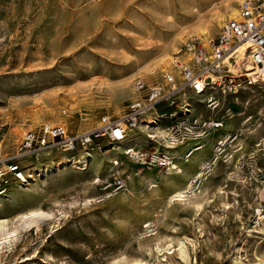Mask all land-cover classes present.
Returning a JSON list of instances; mask_svg holds the SVG:
<instances>
[{
    "label": "rangeland",
    "instance_id": "obj_1",
    "mask_svg": "<svg viewBox=\"0 0 264 264\" xmlns=\"http://www.w3.org/2000/svg\"><path fill=\"white\" fill-rule=\"evenodd\" d=\"M220 1L0 0V140L5 151L14 153L22 132L46 120L62 123L74 134L101 125L104 115L122 116L130 100L144 97L136 88L138 79L167 89L164 74L173 71L149 74L146 68L156 63L163 43L177 32L185 37L170 48V59L189 37L201 36L196 25L216 12ZM240 1L235 2L238 7ZM226 20L217 23L208 39ZM125 80H130L133 93L120 91L118 84ZM80 89L90 93L86 100ZM198 97L186 91L174 104L163 102L147 111L144 119L157 120L186 100L199 108L198 117L225 115V127L205 137L209 158L218 136L240 133L230 143V153L202 177L203 195L190 202L170 200L204 166L203 157L184 160L190 141L182 151V145L174 149V162L182 172L153 162V153L164 144L149 139L144 144L136 139L115 142L117 149L109 152L114 142L101 137L100 147L90 149L94 155L86 172L70 164L82 148L52 149L51 155L39 154L40 162L34 154L25 156L21 164L26 170L45 165L58 169L32 185L7 188L0 196V217L15 226L30 210L43 208L52 216L19 227L15 243L0 248V264H119L123 257H140L145 264H264V82L221 92L223 102L212 112ZM159 122L167 131L169 118L161 116ZM8 134L15 141L13 152L5 144ZM131 134L142 135L135 128L124 141ZM129 146L146 152V162L126 154ZM114 158L123 162L118 168L128 177L127 185L97 201L99 187L93 180L109 175ZM86 182L90 188L84 193ZM86 195L93 198L90 204L83 203ZM146 219L150 225L144 226ZM156 235L174 247L186 242L187 261L176 252H156Z\"/></svg>",
    "mask_w": 264,
    "mask_h": 264
},
{
    "label": "built area",
    "instance_id": "obj_2",
    "mask_svg": "<svg viewBox=\"0 0 264 264\" xmlns=\"http://www.w3.org/2000/svg\"><path fill=\"white\" fill-rule=\"evenodd\" d=\"M250 42L248 53L257 75L264 80V0H241L237 16L226 20L220 27L215 37L205 39L199 35H192L173 52L171 62L179 69V74L166 72L164 74L169 83L168 89L159 84L148 85L143 79L136 81V88L144 91L142 100H130L122 116L111 118L102 116V124L88 131L71 134L66 125L62 123L44 124L39 127L26 129L22 132L17 150L8 154L0 140V196L7 193L11 179L22 184L29 181L26 167L21 164L22 158L30 153L49 155L52 149L61 145L67 151L77 149H93L100 147L99 139L107 137L111 142L122 141L127 132L136 127L147 111L157 108L161 103L174 104L180 100V96L186 91L195 95H205L206 105L211 110L218 109L223 98L221 92L232 91L233 86L244 85L237 89H244L248 85H257L252 81L248 73L232 75L225 73L224 59L240 43ZM229 89V90H228ZM238 93V92H235ZM198 107L186 100L175 110L166 111L159 115L169 118L168 141L169 145L161 151H156L153 156L163 166L169 165L174 158L171 151L172 144L186 138L193 140L186 149L185 154L200 149L203 139L209 131H216L225 127V117L206 115L198 117ZM153 121L152 123H154ZM240 133H230L228 142L218 141L213 149L210 162L203 166L201 174L193 179L197 185L200 178L208 170L210 165L220 161L223 156L230 153L231 142L238 139ZM126 154H138L133 147H128ZM155 154V155H154ZM114 169L108 176L96 175L93 183L99 187V193L94 197L97 201H103L122 190L128 177L120 171L121 161L113 160Z\"/></svg>",
    "mask_w": 264,
    "mask_h": 264
},
{
    "label": "bare ground",
    "instance_id": "obj_3",
    "mask_svg": "<svg viewBox=\"0 0 264 264\" xmlns=\"http://www.w3.org/2000/svg\"><path fill=\"white\" fill-rule=\"evenodd\" d=\"M235 2H237V0H221L220 1V3H221L220 4V8L216 12H214L208 19L199 22L196 25V29L195 30H198L199 32H201V36L203 34V36H202L203 38L208 39V37H210L212 29H214L216 25L218 26V24H217L218 22H221V21H223L225 19H229L231 17L237 16L238 11H239V7L236 5ZM181 34H182V31L181 32L179 31V32L176 33V35L174 37L168 39L166 42L163 43V45L161 46V54L159 55V58L156 61V63L151 65L150 67L146 68V70H147V72L149 74H154V73L157 72V70L158 71H162V72H165L166 70H169V69L172 70L173 72L175 71L176 67L172 64L171 59L168 57V55H170V52H171L170 48L173 49V47H175L176 43L179 40H181V39H183L185 37V35H183V34L181 35ZM195 34L197 35L198 33H195ZM249 47H250V42L240 43V44L236 45L235 49L224 59V62H225V70H224V72L225 73L236 72V74L229 73V74H232V75H241L243 73H248L250 75V78L252 79V81L264 82V80L261 79V76L259 77V75L255 74L257 70L253 68L255 66L252 65V62L250 60L249 53H248V48ZM176 74L178 75L179 72L176 73ZM243 83L244 82H241L240 85L241 84L243 85ZM118 85H119L118 87H120V91H123V90L125 91V89H128V92L133 93V91H130V80H128V81L125 80L124 82H122L121 84H118ZM168 87H169V85L167 86V89H168ZM235 87H238V86L237 85L233 86L231 93L233 92V89ZM78 93H80L79 94L80 97L84 98L82 100H86L87 97L90 95V93L85 92V90H81V89L78 91ZM191 93H193V92H191ZM133 95H134L133 96L134 99H139V97H140L139 95H135V94H133ZM199 96L200 97H198V98H199L201 103L206 101V99H207L206 96H203V95H199ZM63 111H66V110L64 109ZM55 112H57L58 116H61L60 115V110L56 109ZM224 117H225V115H224ZM153 121H155V122L152 123ZM50 123H52V121H50V120H46L45 121V124H50ZM160 123L161 122H159L158 118H157V120L156 119L152 120V119H150L148 117L144 119V116H143V118L139 122V124L136 127L131 128L127 132V135H128L129 132H131L133 129L137 128L138 132L140 134H142V135L135 136L136 134H131L132 136H131L130 140L124 141L125 138H126L125 137L122 141L116 142V143L124 144L125 142L128 143L129 141H132V140L136 139V142L138 144L139 143L140 144H144L149 139V140H152V141L153 140L154 141H158V142H160L161 145L164 144L163 148H166V146L170 144L169 141H168V128H166L167 131L165 129H162L161 126H160ZM151 129H153V130H151ZM88 130H91V129H87V130H84V131H88ZM81 132H83V131H81ZM153 132H155V133H153ZM210 132L211 131H209L207 133V135H209ZM78 133H80V132H78ZM141 136H142V138H141ZM155 136H158V137L156 138ZM225 136H223V138ZM138 137H140V138L137 139ZM205 137L203 139H201L202 145H201L200 149L192 152L189 155L185 154L186 151L184 152L183 156H184V160L185 161H190L191 159L192 160H196L199 157H203L200 160H205L202 163V165L205 166L206 163H208L211 160H213L212 156L210 158L207 157L208 156V147H207V143L205 142ZM228 137H229V135H227L225 139H223V138L218 139L216 141V143L214 144V147H215V145L217 144L218 141H222V142L227 143L228 142ZM163 138H165L167 143L165 141H163ZM5 140H6L5 144L9 147V149H7V151L8 152H13V150H15V141L11 138V135L8 134L6 136ZM188 141H190V143H189L190 145L193 142L192 139L186 138V139H183L181 141L176 142L175 144H172L173 148L171 149V151L174 154V158L171 161V163L169 165H166L165 167L169 166V168H168L169 170H175L176 172H182L183 171L182 167L179 164H177L176 162H174V160H175L174 149H176L179 145H182V146H180V149H179V150L182 151V149L185 148V146H187V144L184 145L185 142H188ZM114 144L115 143H112L113 146H110L111 148L109 150H107V151H109V152L113 151V150L115 151L117 149V146L114 145ZM214 147H213V149H214ZM127 148L124 149V152L127 150ZM55 149L62 150L64 152L67 151L61 145L56 146ZM90 149L91 148L84 149L83 150L84 154L82 153L81 156L73 157V159L71 160V163H70L72 165L71 167H73L72 168L73 170L78 171V172H86V171H88L90 169L91 163H92V158H93V155H94V153L91 152ZM133 149L136 152H139V150H136V147H133ZM10 154H12V153H10ZM32 154L33 153H30L27 156H31ZM49 155H51V151H50ZM145 155H146V152H142L141 154L140 153H138V154H130L129 156L132 157V158L134 157V159L137 162H139V163H142V162L145 163L146 162ZM35 157H36L37 161L40 162V156L36 155ZM152 159H153V162L157 161V158H155V157H153ZM113 160H112V162H113ZM121 162H122V160H121ZM210 167H212V166L210 165ZM210 167L208 168V170L210 169ZM55 169H58V167H51L50 168V167H47V165H45V166H43L40 169H35V166H32V167L28 168V170H27V173H28V176H29V181L27 183H24V184H22L20 182L11 183V184L8 185V189H9V187L12 184H17L19 186L32 185L34 182H36L35 180L39 179V177H42V176L45 177L48 174H50L51 171H53ZM202 171H203V169L201 170V172ZM201 172L198 173V175L201 174ZM206 172H205V174H206ZM205 174H203L201 176L200 181H201L202 177H204ZM195 176L196 175H194L184 187H182L181 189L176 190L170 196V200H173V201L174 200H178L180 202H190V201H193L194 199L200 197L201 195H203V193L205 192V188H203V189L201 188L200 181H199V183L197 185L193 184V179L195 178ZM83 184H84L83 192L87 193L89 191V188H90V182H86V183H83ZM126 185H127V183H126ZM126 185H125V187H126ZM192 185L195 186V187H193ZM220 189H222V188H220ZM92 200H93V198L91 196L86 195L83 198V203L84 204H90ZM195 205L197 207L201 206L200 203H198V202H196ZM42 209L30 210V211H28L26 213L21 214L19 216V218H18L21 222H20L19 225H17L18 223H16L15 226H10L9 225V218L0 217V239H2L0 241V248H2L4 245L5 246L6 245L10 246V243L15 239L13 236L17 234L16 231H18L19 227H21L23 225H31L32 223L34 224V222H37L38 220H40L42 218L43 219H50L51 216H52V212H50L49 210L46 211V210H42ZM261 217L264 218V215H262ZM17 220H15V221H17ZM147 221H148V219L144 220L143 223H145ZM147 225H150V224L147 222L146 225H144V226H147ZM29 227H27V228H29ZM154 239H156L155 248H154V250L156 252H158V253L162 252V254H163V251L166 252V253H174V252H176V253H178V255H180L183 259H185L187 261L188 253H187V250H186V247H185L186 242L184 243V241L180 240V242L178 243L179 244L178 247H174V245H172L171 242H169V243L165 242V243L162 244L161 241H160V239H161L160 236L156 235L154 237ZM5 246H4V248H6ZM3 250H5V249H3ZM151 251L152 250H150L149 253H151ZM3 255H4V253H3ZM144 262H147V261H144L143 258H140V257H134V258L123 257V258L120 259L119 264H145Z\"/></svg>",
    "mask_w": 264,
    "mask_h": 264
},
{
    "label": "crops",
    "instance_id": "obj_4",
    "mask_svg": "<svg viewBox=\"0 0 264 264\" xmlns=\"http://www.w3.org/2000/svg\"><path fill=\"white\" fill-rule=\"evenodd\" d=\"M218 135H221V134H220V132H218ZM219 138H221V137H220V136H218V138H217V139H219Z\"/></svg>",
    "mask_w": 264,
    "mask_h": 264
}]
</instances>
